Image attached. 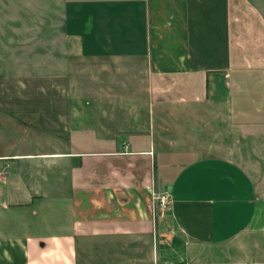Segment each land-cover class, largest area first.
I'll use <instances>...</instances> for the list:
<instances>
[{
    "label": "crops",
    "instance_id": "1",
    "mask_svg": "<svg viewBox=\"0 0 264 264\" xmlns=\"http://www.w3.org/2000/svg\"><path fill=\"white\" fill-rule=\"evenodd\" d=\"M21 3L0 18V264H259L225 250L264 235V0ZM154 99L207 116L204 145L142 130ZM104 117L120 143L75 151Z\"/></svg>",
    "mask_w": 264,
    "mask_h": 264
},
{
    "label": "rangeland",
    "instance_id": "2",
    "mask_svg": "<svg viewBox=\"0 0 264 264\" xmlns=\"http://www.w3.org/2000/svg\"><path fill=\"white\" fill-rule=\"evenodd\" d=\"M21 1L22 0H0V18L2 16L1 14L6 11H7V15L9 14L8 16H11L13 11H24L25 6L24 4L21 3ZM12 6L14 7L16 6V10L15 9L12 10L11 9ZM2 22L3 20L0 19V23ZM142 70H143L142 67L140 68L138 67V69H134L133 71L142 72ZM145 96L147 95L145 94ZM141 98L145 99L144 96H142ZM89 99H90L89 96H86L85 99H83L84 107L87 110L91 109L93 106L92 103L88 105L86 104V102ZM152 103L155 104V107H154L155 111L149 110V108L151 109L149 103H147V106L145 105L141 106L142 107L141 124H137V125L142 126V130H145V129H148L151 124L154 128V124H155V131H156V136L158 140L157 131L159 130L158 124H159V118L161 117V115H159L157 100L154 99ZM176 108L170 107L169 111L165 112L166 115H164V117H161V118H163L165 122L167 124H170L171 126H178V125L189 126L190 128L194 129L195 133L201 137L199 140V144L203 146L205 142L202 137V134L204 130V125L208 119L207 116L198 115L197 117H192L190 113L194 111H188L189 108L187 106L183 108H180V107L177 109ZM101 123L104 124L105 130L102 129L103 126H98L95 123L92 124V122L88 123L87 129H84L83 131L82 138H79L78 140H76V145L74 146L75 151H106V150H109V148H107L109 144L111 145L115 143L118 144V142L120 143V139H118V137L116 139L117 133H112L109 131L108 118L104 117V120ZM130 135H134V134L133 133L124 134L127 141L131 139L129 138V137H132ZM137 135H140V134H137ZM232 135H233L232 138L234 140L232 142L229 141L228 143L230 145L232 143V147L234 148L236 139L234 137V133ZM80 136H81V133H80ZM41 143L45 145L44 141ZM42 148H43L42 146H39V150H41ZM8 172L9 171L7 170V173ZM225 251L228 253L230 252L231 254L237 255L238 257H243V258H249L251 257L249 253H253V257L256 258L255 260L259 262V264H264V235L254 236L250 238L247 237L245 239H242L238 241L237 243L231 245L230 249L228 248ZM214 252H218V250H214Z\"/></svg>",
    "mask_w": 264,
    "mask_h": 264
},
{
    "label": "built area",
    "instance_id": "3",
    "mask_svg": "<svg viewBox=\"0 0 264 264\" xmlns=\"http://www.w3.org/2000/svg\"><path fill=\"white\" fill-rule=\"evenodd\" d=\"M7 175V170H0V178ZM172 200L171 195L167 191L154 192L153 193V204L157 213H164L170 209Z\"/></svg>",
    "mask_w": 264,
    "mask_h": 264
}]
</instances>
